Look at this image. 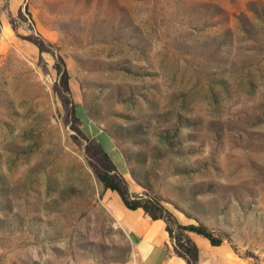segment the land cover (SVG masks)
<instances>
[{
    "label": "rangeland",
    "instance_id": "1",
    "mask_svg": "<svg viewBox=\"0 0 264 264\" xmlns=\"http://www.w3.org/2000/svg\"><path fill=\"white\" fill-rule=\"evenodd\" d=\"M99 144L264 264V0H0V264H137Z\"/></svg>",
    "mask_w": 264,
    "mask_h": 264
},
{
    "label": "crops",
    "instance_id": "2",
    "mask_svg": "<svg viewBox=\"0 0 264 264\" xmlns=\"http://www.w3.org/2000/svg\"><path fill=\"white\" fill-rule=\"evenodd\" d=\"M118 198L113 204L114 215L131 238L137 264H187L175 254L174 242L164 220H153L142 209L129 210ZM188 236L198 248V264H252L227 242L214 246L210 240L196 233L190 232Z\"/></svg>",
    "mask_w": 264,
    "mask_h": 264
},
{
    "label": "trees",
    "instance_id": "3",
    "mask_svg": "<svg viewBox=\"0 0 264 264\" xmlns=\"http://www.w3.org/2000/svg\"><path fill=\"white\" fill-rule=\"evenodd\" d=\"M64 85V94L71 105L72 113H76V106L72 101V92L69 85V76L67 72L62 75ZM99 157L93 162L94 172L99 181L106 190L116 193L122 200L124 206L132 211L142 209L153 220H164L167 224V231L174 242V252L177 256L183 258L187 264H198L199 251L193 243L188 233H196L210 240L212 245L220 246L224 241L217 238L211 231L203 226H183L165 209L161 202L152 197L142 194H134L130 190V184L125 176L117 169L108 152L99 144ZM135 180L140 182L132 172Z\"/></svg>",
    "mask_w": 264,
    "mask_h": 264
},
{
    "label": "bare ground",
    "instance_id": "4",
    "mask_svg": "<svg viewBox=\"0 0 264 264\" xmlns=\"http://www.w3.org/2000/svg\"><path fill=\"white\" fill-rule=\"evenodd\" d=\"M117 166L119 167V169H121L122 171H125L124 168V160L121 156H119L116 160Z\"/></svg>",
    "mask_w": 264,
    "mask_h": 264
}]
</instances>
